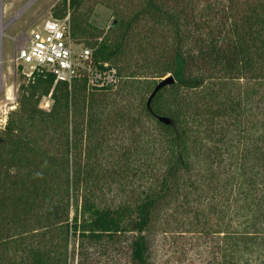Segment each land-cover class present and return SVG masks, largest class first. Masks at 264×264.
<instances>
[{
	"label": "trees",
	"instance_id": "16d2710c",
	"mask_svg": "<svg viewBox=\"0 0 264 264\" xmlns=\"http://www.w3.org/2000/svg\"><path fill=\"white\" fill-rule=\"evenodd\" d=\"M97 4L106 29L90 21ZM50 12L120 83L34 70L19 84L0 128V264H70L86 242L126 237L129 262L152 264L168 212L192 217L179 223L211 239L213 264H264V0H57ZM145 97L152 127L134 133ZM111 186L131 191L108 201Z\"/></svg>",
	"mask_w": 264,
	"mask_h": 264
},
{
	"label": "rangeland",
	"instance_id": "374dc122",
	"mask_svg": "<svg viewBox=\"0 0 264 264\" xmlns=\"http://www.w3.org/2000/svg\"><path fill=\"white\" fill-rule=\"evenodd\" d=\"M57 0H0V128L5 122L6 115L16 105V92L19 84L24 80L18 70L15 69L14 55L26 43L29 30L39 27L46 19L51 18L50 9ZM90 21L99 28L106 29L111 21V12L101 4L94 7ZM158 82V81H156ZM115 90V88H113ZM116 91V90H115ZM112 92V91H111ZM146 97L135 100L131 110L132 116L140 118V129L134 133L147 132L152 127V122L144 116L143 104ZM40 107L48 109L49 96L43 97ZM128 139H127V138ZM131 138L128 132L124 136L117 135L114 143L127 144ZM111 142V141H110ZM116 152V151H115ZM114 152V153H115ZM133 165L137 162L133 161ZM140 165V162H138ZM134 186L135 192L140 188ZM112 191L104 195V199L117 202L127 197L131 187H126L122 194L119 189L111 186ZM168 224L163 223V218L155 225V231L151 235L152 242L149 260L152 264H213V252H211V239L199 236L193 230H185L181 226L192 220L188 214L179 216L173 213H165ZM175 216H178L176 221ZM184 216L185 224L179 223ZM173 220V221H172ZM182 221V219H181ZM177 223V224H176ZM129 239L126 237L119 243L106 246L105 243H84L82 252H69L70 264H131L126 251ZM73 241H70L71 249ZM105 245V246H104ZM117 248V249H114ZM74 253V259H73Z\"/></svg>",
	"mask_w": 264,
	"mask_h": 264
},
{
	"label": "built area",
	"instance_id": "2783aa9c",
	"mask_svg": "<svg viewBox=\"0 0 264 264\" xmlns=\"http://www.w3.org/2000/svg\"><path fill=\"white\" fill-rule=\"evenodd\" d=\"M13 61L24 79H30L34 70H44L53 75L54 83L70 85L73 79L84 78L90 90L113 89L120 83L115 67L96 63L92 50L71 38L68 14L60 19L51 17L30 29L26 43L16 52Z\"/></svg>",
	"mask_w": 264,
	"mask_h": 264
},
{
	"label": "water",
	"instance_id": "95a60500",
	"mask_svg": "<svg viewBox=\"0 0 264 264\" xmlns=\"http://www.w3.org/2000/svg\"><path fill=\"white\" fill-rule=\"evenodd\" d=\"M174 83V78L171 75H166L165 77L161 78L153 87L150 95L147 98L146 105L149 108L152 98L159 92V90L165 86L171 85ZM156 120L162 124L170 125L171 119L167 116H155Z\"/></svg>",
	"mask_w": 264,
	"mask_h": 264
}]
</instances>
